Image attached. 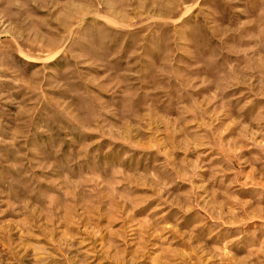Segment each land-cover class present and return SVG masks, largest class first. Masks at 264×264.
Segmentation results:
<instances>
[{"label":"rangeland","instance_id":"374dc122","mask_svg":"<svg viewBox=\"0 0 264 264\" xmlns=\"http://www.w3.org/2000/svg\"><path fill=\"white\" fill-rule=\"evenodd\" d=\"M0 264H264V0H0Z\"/></svg>","mask_w":264,"mask_h":264}]
</instances>
